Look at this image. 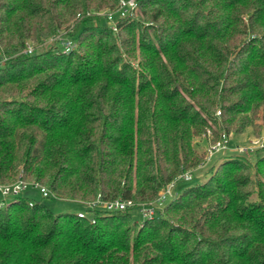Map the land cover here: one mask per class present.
<instances>
[{
  "label": "trees",
  "instance_id": "obj_1",
  "mask_svg": "<svg viewBox=\"0 0 264 264\" xmlns=\"http://www.w3.org/2000/svg\"><path fill=\"white\" fill-rule=\"evenodd\" d=\"M118 2L0 0V184L94 219L0 195V264H264V149L199 167L195 143L264 130V0H136L112 29ZM185 170L208 176L140 223L79 202L149 203Z\"/></svg>",
  "mask_w": 264,
  "mask_h": 264
},
{
  "label": "built area",
  "instance_id": "obj_2",
  "mask_svg": "<svg viewBox=\"0 0 264 264\" xmlns=\"http://www.w3.org/2000/svg\"><path fill=\"white\" fill-rule=\"evenodd\" d=\"M137 2L136 0H119L118 5L115 9L112 10H105L103 15L105 16V19L107 20L109 26L112 29H115L114 27V19L116 17H124L126 14H128L132 9L136 8ZM47 41H56L58 42V46L60 50L63 53L69 52L72 48L75 46V42L68 37L63 36L62 32H60L57 35H54L47 39ZM32 50L31 45H28L26 52H30ZM4 58H0V66L2 65ZM229 135L226 133H221V136L218 140L215 142L209 143V147L207 148V151L205 152V157L203 159V162L199 165V167H203L206 165L207 161L215 154L219 153L220 151L222 153H226L229 151H237L239 153L245 152V151H251L254 147H264V142L255 141L253 144H256V146H234L235 148H230L229 144ZM192 177L191 170H185L181 174H179L175 180L167 184L162 190L159 191L158 196L155 200L149 202V203H134L131 199H114V200H100L99 196L96 197L95 201H92L90 203H86L87 207H96V208H102L105 210H122L126 207H132L135 206L137 211L140 213L143 219L152 218L154 214L158 210H161L162 206L171 198L177 195L178 190L174 189V184L177 180H189ZM27 188H31L33 190H37L38 193L42 197H48L49 190L47 186L35 183V182H26L22 179H18L12 184H0V195L5 199L8 197H14L19 195L22 191L26 190ZM30 205H32V202H29ZM2 205V203L0 204ZM76 215L78 217H87L91 222H94V219L88 215L85 211L78 210L76 212Z\"/></svg>",
  "mask_w": 264,
  "mask_h": 264
},
{
  "label": "rangeland",
  "instance_id": "obj_3",
  "mask_svg": "<svg viewBox=\"0 0 264 264\" xmlns=\"http://www.w3.org/2000/svg\"><path fill=\"white\" fill-rule=\"evenodd\" d=\"M104 11L105 10H101V11L97 12V14L101 15V17L105 21V23H108L107 20L105 19V16L103 15ZM259 122H260V120H259ZM205 134H206V136L202 135L201 137H197L195 139V143L199 147V150L202 149V151H203V155H204L203 157H205V154H206L205 152L207 151V148L209 147V143H211V139H212V135H211V132L209 130H207ZM228 135H229V140H230L229 146H230V148H233V149L235 148L234 146H240L242 148L245 146H248V145L249 146H256V144H253V142L259 141V140L261 142L263 140V142H264V130H261L260 135L256 136L253 129H251L250 127H247L242 133L235 134V133L230 132V133H228ZM259 148L264 149V147H254L250 151L249 155H247L248 153L247 154L245 153L246 158L252 162L255 158V156L252 155V153L255 152L256 150H258ZM219 153L222 154L221 151ZM216 154H218V153H215L213 156H215ZM209 160L207 161L208 163L213 162V160H211V161H209ZM207 166L208 165H206V167ZM192 171H194V170H192ZM207 176L208 175L203 176V175L199 174V171L192 172V179L187 184L193 185V184L199 183V182L203 181ZM179 183L180 182H177L176 184H174V189L178 185H181ZM165 186H163L160 190H162ZM27 189H26V191H22L21 194L23 193V194L28 195L29 197H32L36 200H40L45 205H47L53 213H58V212H74L75 213L78 209L81 208V206L78 203H76L75 201H71V200H67V199H56V198H50V197H42L38 193L37 190H33L30 188H27ZM159 191H158V193H159ZM8 198H11V197H8ZM95 199L92 201H95ZM92 201H83V202L79 201V202L86 205V203H90ZM132 219L136 220L138 223H140L143 220L142 216L140 215V213L137 211L136 208L134 210H132Z\"/></svg>",
  "mask_w": 264,
  "mask_h": 264
}]
</instances>
